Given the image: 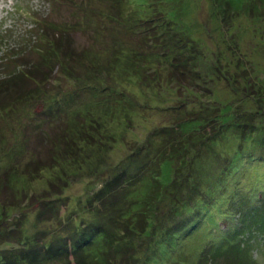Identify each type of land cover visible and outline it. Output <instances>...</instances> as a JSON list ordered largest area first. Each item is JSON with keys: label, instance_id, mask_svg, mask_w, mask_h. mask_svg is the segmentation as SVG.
Instances as JSON below:
<instances>
[{"label": "rangeland", "instance_id": "obj_1", "mask_svg": "<svg viewBox=\"0 0 264 264\" xmlns=\"http://www.w3.org/2000/svg\"><path fill=\"white\" fill-rule=\"evenodd\" d=\"M116 1L0 0V253L10 246L29 252L27 245L36 244L34 240L62 244L80 237L78 230L87 224L89 233L80 238L88 239L93 250L112 242L119 261L130 255L131 245V264H199L195 258L210 239L207 226L217 235L216 244L221 240L217 245H223L212 259V249L206 248L207 264H264V227L258 224L263 214L247 221L243 209L249 199L264 205V0H242L239 11L223 0H120L124 5L115 8L124 17L105 34L100 30L103 17L91 9L109 12ZM227 1L232 6L241 2ZM131 14L139 18L134 21ZM167 16L178 23L172 26L176 30L186 24L187 33L174 36L170 30L178 42L173 48L186 47L182 52L193 60L188 83L182 80L181 86L166 80L173 68L170 56L162 54L164 47L155 51L161 60L148 63L140 49L141 57L125 62L128 69L123 66L126 53L116 56L106 50L111 40L139 48L147 31L170 25ZM51 37L63 48L60 63L65 62L64 51L74 53L73 76L60 64H49L46 75L35 81L28 74L33 64L54 54ZM180 53L175 55L185 62L187 56ZM154 67L161 74H153ZM171 82L178 85L176 91L169 89ZM220 107L218 120L206 127L204 117ZM80 114L89 117L86 122ZM182 115L202 122L187 125L175 139L187 149L164 194L171 183H165L170 165L160 167L166 157L161 152L170 147L160 140L176 134ZM65 147L74 148L72 158H57ZM147 178L143 185L139 182ZM148 198L162 202L146 210L132 206ZM100 199L114 212L126 213L128 223L137 219L130 215L143 213L147 234L125 231L124 224L117 228L119 219L108 222V206L94 209ZM191 200H198L192 208L177 203ZM92 217L107 222L97 220L98 226L89 227ZM177 217L193 222L173 253L169 247L165 251V241ZM115 230L120 237L110 242L95 238L96 232L112 236ZM68 262L76 264L74 256Z\"/></svg>", "mask_w": 264, "mask_h": 264}, {"label": "trees", "instance_id": "obj_2", "mask_svg": "<svg viewBox=\"0 0 264 264\" xmlns=\"http://www.w3.org/2000/svg\"><path fill=\"white\" fill-rule=\"evenodd\" d=\"M142 1L144 3H146L145 0H142ZM146 1H149V0H146ZM221 2H222V0H221ZM223 2L224 3H228L230 5V7L234 8L233 10H235V11H239L240 8L243 7V4H245V1L243 2L242 0L236 6H232L230 1H227V0H223ZM167 3H170V2H167ZM120 5H124L123 1L121 2L120 0L119 1L117 0L116 1V5H112L111 6L112 8L109 7V12L108 11L105 12L103 9H101L100 11H97L98 12L97 13L96 10L91 9L92 13L104 18V19L103 18L100 19V20H102V23L100 25V30L103 33H105V34H107V32L110 33L111 28L114 27V25H115L113 22L114 21H119L118 18L124 17L120 13V11H118V10H120ZM116 6H118V8H119L118 10L115 8ZM169 7H171V6L169 5ZM112 9L114 11H112ZM167 9H166V14H168L167 13ZM135 13H137L136 14L137 16L139 15L138 14L139 11L138 12L136 11ZM130 17L132 19L133 18H139V17H136V16L133 17L132 14L130 15ZM132 19H130V20H132ZM169 19H170V22H171L170 25H169L170 28L173 25L178 24L173 19H171V18H169ZM133 20L135 21V19H133ZM139 20H142V19H139ZM185 25L186 24H183V27L177 28L178 31L176 30L175 27H174L175 29L173 27L171 29H169V26L166 28L165 25H162L163 27H161V31L160 32L153 31V29H152V32H150V33H148V31H147V34H145V36H141L140 37L139 48L138 47L136 48L135 46L130 45V43L126 44L122 40L120 42L116 41V40H113V41L111 40L110 45L106 46V48H107L106 50L112 51L113 54L116 55V56L119 53H126L127 59H125V57L123 56V59H124V65L123 66H124L125 69H128V66H127V64H125V62L127 60L130 61V57L131 58L132 57H134V58L141 57L143 55V53L140 51V49L144 52V56L143 57H147L148 58V59H146L147 60L146 63H148L152 59L160 61L161 59L159 58V55L157 53H155V51H156L157 47H160V48L164 47V48H161V49L164 50L162 54L165 57L170 56L169 59H172L171 60L172 61L171 62V65H172L171 67L173 68L172 72L169 73L170 77L166 78V80L168 82L174 80V81H176L177 84H179V86H181V83H183L181 81L183 80V81H185L183 83L185 85V83H188L186 81H188V79H189L187 71L188 72H193V69L191 68V65L193 63L192 55L190 56V53H189L188 50L186 52L189 53V54H186L185 51L182 52V49H185L186 47H183L182 49L180 47H177V49L173 48L174 46H178V42L174 38H172V34H171V31H170V30H173L174 36H176L177 32H179V31L180 32L181 31H185L187 33V31L185 29ZM154 40H156V41H154ZM184 40H186V42H183V43H185L187 45L189 43V41L186 39V37H184ZM53 42H54V44H53L54 46H52V47L54 49V54H51V53L48 52L49 54L46 57L48 59V61H47L48 63L45 62L44 60H41L40 62H37V63L33 64V66H32L33 70L30 71L29 74H28V76H30L32 79H35V81H38L40 76H45L46 75L45 73L47 71H45L44 68H45V66L46 67L50 66L49 64H51V66H58L60 64L61 65L60 69L64 68L63 70L65 71L64 72L65 74H68L71 77L73 76L74 66H73V64L71 63L70 60L73 58L74 53L72 52V50L64 51L65 56L63 58H64L65 62L60 63L61 59H60L59 52H61V50L63 51V48L58 46V45H55V42H56V38L55 37H53V38L51 37V43H53ZM191 46L192 45H188L187 48L189 49ZM118 48L120 49V51H117ZM166 49H168L169 52H171V49L173 51L174 50L175 51H174V53L171 52L169 54L168 50H166ZM176 51L177 52H181L180 55L184 54L185 56H187L185 58L186 59L185 62L181 60L182 55H181L180 59L178 60L179 54L175 55V53H177ZM56 52H58V55L55 54ZM174 58H176L175 61H173ZM53 59H55V61ZM56 60H58V61L56 62ZM143 60H145V58H143ZM159 64L161 65V63H159ZM217 67L218 66H216V68ZM48 68H50V67H48ZM52 69H53V67H52ZM129 69L134 71L136 74L138 73L137 70H135V68L133 67L132 64L129 66ZM153 72H154L153 74H155V75H157L158 73L161 74V72L159 71V68H157V67H154ZM140 75H141L140 78H142L141 81H145V79L147 78V74L145 72H143ZM160 77L161 76L159 75L158 78H157L158 83H161V78ZM258 78L260 79L259 75H257V79ZM75 80H77L78 84L80 83V80H78L76 78H75ZM261 81H259V83ZM169 84H170L169 89H171L172 91H176L177 90L178 85L175 84L173 86L172 85L173 82H171ZM262 84H264V82ZM109 86H111V85H109ZM171 86H172V88H171ZM111 88L113 90V86ZM262 88H263V90H261L262 94L261 93L260 94L264 97V86ZM220 111H221V107L219 108L218 111H216V114H215V108H214V112L213 113H209L208 112V115H206V117H204V118H206L205 119V123H204L205 126L207 125V126H211L212 127V124H213L212 121L216 122L218 120V117L220 116L218 112H220ZM78 117H80V119H83L85 122H86L87 118H89L86 114H80V116H78ZM196 122H198L200 124V122H202V121H195L193 119H191V120L185 119V116L182 115L180 117V120L178 121V128L174 129V132L176 134L173 137H171L172 140H171V138L166 139L168 137V135L166 137H161V138H163V139L160 140L161 144H163V146H168L169 145V147H170V149L168 151L164 150L167 147L163 148L164 151L161 152V153H163V154L166 153V157H164L163 160L160 161V167H162V169H163L164 166H166L168 164L170 165L169 177H168L167 180H165L166 184H168L167 182H170L169 179L172 176V174H174L179 169V162H182L181 159L184 158L185 152H186V149H187L185 144L179 143V141H175V139L180 134H182V135L184 134V132L186 131L185 129H187V128H185L187 125L193 127L194 123H196ZM77 123H76V125H77ZM178 129H180V130L178 131ZM201 129H202V127H201ZM180 131H182V133ZM203 133H205V132H203ZM75 134H76V132H75ZM76 135H75V138H74L73 142H76ZM202 137H203V135H202ZM179 140L182 142V138L179 139ZM81 147H77V148H81ZM58 148H60V147H57L55 149H58ZM73 149L74 148H72V147L71 148L65 147V149H62V153H60L61 149H59L58 152H59V154H62V155H60V156L56 155V157L57 158L59 157L61 159L62 157L65 158V156H66V158H67L72 153H75V152H73ZM160 149H161V146H160ZM63 150H64V152L66 151V154L63 153ZM70 157L72 158V156H70ZM150 169H153V168H150ZM153 175H150V177H148V178H151ZM156 175L160 179L159 174H156ZM161 176H162V172H161ZM148 178L145 179V180L141 179L139 182H141V184L143 185L144 182L148 180ZM189 179L191 180L192 177L189 178ZM134 180H135V178H134ZM174 182H175V177H173L172 180H171V183L166 185L165 188L163 189L164 194L168 193L169 187H171L174 184ZM186 183L188 184L187 185L188 188H190V187L193 188V186H195V188H197L196 185H191L188 182H186ZM139 192L142 193V191H139ZM263 197H264V195L263 196L261 195L260 198H263ZM100 201L101 202L98 204L99 208H94V209H97V210L101 211V206H108L107 207V214L108 215L106 214L108 222L112 223V222L116 221L117 219H119V220H122V221L121 222L120 221H116L114 223L115 226H116V224L118 225L117 228H121L122 229L123 228L122 226L124 224L125 231L126 230H130L131 232H133L132 234H142V233L147 234V232H148L147 224H146L147 221L144 224V222L141 219L143 213H138L137 212V213H134V214L130 215V217H134V218H137V219L133 223L132 222L128 223V222H126V218H127V217H125L126 213L122 214L119 211L114 212L113 211V207L111 205L109 206V203L107 204V201L103 202V203H102L101 199H100ZM135 201H136V199H135ZM157 201H159V203ZM157 201L155 199L151 200L150 198H148L147 200H145V199L139 200L138 203L135 202L132 206H136V207L137 206H139V207L142 206L144 208L143 210H146V209L150 208L149 205H151V207H153L154 204L155 205H159L160 202H162L161 199H159ZM194 201L195 200L184 201V202H180V201L178 202L177 201V203L181 204L182 207H186L187 206L189 208H192V206L194 205ZM197 201H195V203ZM191 204H193V205H191ZM204 204H207V202H204ZM147 207H149V208H147ZM243 209L246 211V219H247V221H249L251 218L255 219L257 217L256 213L260 211L261 215L262 214L263 215H262L261 218L258 219V224L260 226L264 227V205L262 204V201L260 199H259V201H257L254 204L251 203L250 199L247 200L246 205H245V207ZM124 211H126V210L124 209ZM95 213H96V215L98 217H102L99 214V212H95ZM97 220H98V218L91 219L90 222H88L90 224L88 226L89 227L98 226L97 225ZM175 220L177 221V223L175 224L176 226L174 225L172 228L169 229V231L167 233L168 236L166 237V238H168V240H167L168 242L165 241V244L167 246H166V248L163 247V249L165 248V251H166L167 247H169V249L173 253L176 252V250H174L175 249L174 247H176V245H180L182 243V238L184 236H186L187 233H189L190 226H191V224L193 222V221H191V222L190 221H182V218L178 220V217L175 218ZM107 221L106 220H102V221H99V222L100 223L103 222L101 224L105 225V223ZM118 222H120V223H118ZM151 225H152V223H151ZM84 227H85V229L78 230V234H80V237L83 236V238L86 235H88V233H89V231H87V228H88L87 224H85ZM204 229L210 235L209 236L210 239L208 240L207 244L200 249V251H199L200 254H197V256L195 258L196 260H198L199 264H207L208 263L207 260H208L209 257L206 255L208 249H206V248H211L212 249L211 254H210L211 259H212V255H220L222 253V251H223V250H221V248H223V245H217L218 243H220L221 240L218 239L219 241H218L217 244L215 242L216 237H217L215 232L212 231L211 229L207 228V226H205ZM117 235L120 237V234L117 233L116 230L114 231V234L112 236L110 234H106L103 231H99V232H96L95 238L98 237V236H101L102 239L110 242L112 240V238L114 236L116 237ZM262 236L264 237V232H263ZM80 237L75 235V236H73L72 239H70L69 241H66L65 243H62V244H60L58 241L55 240V242L54 241H51L49 243L44 242L41 245L40 243L37 242V240H34V241H36V244H30V247H29V245H27V248H29V252H28V250L26 252H23V251L20 252V251H18L17 247L10 246V249H8V251H2L0 253V264H27V263L28 264H45L48 261H54V260L55 261H59L61 259L64 260L65 264H68L69 263L68 262L69 256H71V255L74 256V260H75L76 264H131L133 259H134V253H133V249L131 248L132 247L131 245H130V250H132V251L130 252V255L127 256L126 260H120L119 261L121 255H119V256L117 255L116 256L117 258L114 257L116 252L113 249V245L111 244L112 242L111 243H107L108 246H106V247H104V244H103L102 248L100 247V245H98V248H95L93 250V248H90L88 246V245H90L89 243H87L88 239H81ZM121 238L123 239V238H126V237L121 235ZM95 241L96 240H91V244H94ZM130 242H132L131 239H130ZM96 243H99V241H97ZM90 251H92L93 254L89 256V252ZM97 251H99L98 255L95 253ZM135 256L137 258V254ZM49 259H53V260H49ZM118 261L120 263H118Z\"/></svg>", "mask_w": 264, "mask_h": 264}]
</instances>
